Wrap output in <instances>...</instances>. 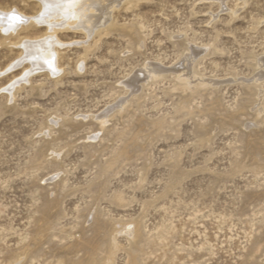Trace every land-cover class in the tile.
<instances>
[{"label": "rangeland", "instance_id": "obj_1", "mask_svg": "<svg viewBox=\"0 0 264 264\" xmlns=\"http://www.w3.org/2000/svg\"><path fill=\"white\" fill-rule=\"evenodd\" d=\"M30 22L0 29V264H264V0H125L55 73L13 65Z\"/></svg>", "mask_w": 264, "mask_h": 264}, {"label": "bare ground", "instance_id": "obj_2", "mask_svg": "<svg viewBox=\"0 0 264 264\" xmlns=\"http://www.w3.org/2000/svg\"><path fill=\"white\" fill-rule=\"evenodd\" d=\"M39 1H40L41 5H40V9H38V11L40 10L38 15H36L37 13H35V14L34 13L33 14H23L18 9H14V10L12 9L13 11L10 12L9 9L5 10V9L0 8V29L4 32V34H9V33H11V34L15 33L16 34V32H18V30H20L19 28L23 27V24H27L30 21L35 22V23L40 24V25L45 24L48 27V30L46 32H44L39 37H35V38L24 37L19 41V46L21 48L20 51L21 50L24 51L25 54L23 53L24 56L20 59H17V62L14 63L13 65H18L20 63L22 64V62H24V61L36 62L34 64V66L32 67V69L28 73H31L33 71H37V72L39 71L40 72L42 69H48L52 73H55L58 70L59 64L57 65V57H58L57 56L58 55L57 50L59 48L56 50V46L62 47L63 45H66V44L63 43L62 40L60 41L58 39V37L56 36L57 30H59V29L62 30V28L65 29L66 27H67V29L68 28H71V29L77 28L76 30L83 29L81 31H85V33H86V35L84 34L85 37L86 38L90 37L97 30L96 29L97 27L100 28L101 25H104L106 22H108L110 20L113 9L117 8L125 0H39ZM220 1L222 2L223 0H220ZM224 4H226V2ZM1 21H3V23H1ZM71 42H73V41H71ZM190 54L186 53L184 55L180 65L177 66L176 68H173V67L172 68L175 70L179 69V71L182 70L183 68H186L187 67L186 63L189 64L191 59H192L190 57ZM258 64H260V66H264V59L262 58ZM162 67H163V65H162ZM190 67H191V65H190ZM8 69L9 68H7V70ZM164 69H165V67H164ZM158 72L162 73L160 66H158L157 64H153V63H151V64L146 63L145 64L144 63L143 68L141 66L140 69H138L137 71L132 73V75L129 77L128 81L126 80L123 83L127 87L133 88L136 86V84H138V82L141 79H144V81H145V79H147V78H153V77L157 78L156 75ZM28 73L26 75H24L22 78H26ZM181 73L180 72H179V74L176 73L177 76L174 78L180 79L179 82H182V85L187 86V84H188V87H190L191 84L189 82H191V81H189V79L192 77V74H190V76H188V74L183 75ZM190 73H191V71H190ZM262 73H264V69L262 72L260 71L258 74H255V75H257V78H259ZM159 75H161V74H159ZM186 76H188V77H186ZM199 78H197L198 81H200ZM257 78H255V79H257ZM191 80H193V79H191ZM194 80H195V78H194ZM206 80L209 82L208 79H206ZM197 83H199V82H197ZM204 83H203V86H204ZM192 86H194V85L192 84L191 87ZM200 86H202V85L200 84ZM6 88L8 90L12 89V85L7 86ZM258 92H260V91H258ZM260 94H261V92H260ZM258 96L261 99V95H258ZM119 107H120V105H119ZM256 111L259 112V115H260V112L263 111V106L261 104L257 105ZM105 114L106 113H101V115H99L100 119L98 120V123L101 127H103L104 124L106 123ZM257 115H258V113H257ZM158 127H159V125H158ZM96 136H97V133L93 135L94 138ZM119 157H121V155H119L116 158L111 159L109 161V163H107L106 169L111 168L116 163V161H118L117 159ZM114 198L118 202H121L123 200L121 195L115 196ZM119 227L121 229H117L118 232L123 231V228H125L123 225L119 226ZM114 230H116V229L114 228ZM132 231H133V229L125 230L126 233H131Z\"/></svg>", "mask_w": 264, "mask_h": 264}]
</instances>
